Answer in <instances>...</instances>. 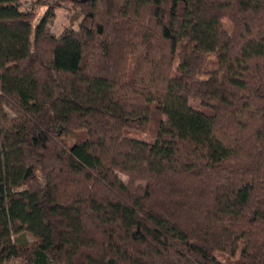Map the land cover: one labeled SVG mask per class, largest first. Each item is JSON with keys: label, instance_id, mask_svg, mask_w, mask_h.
Returning <instances> with one entry per match:
<instances>
[{"label": "trees", "instance_id": "trees-1", "mask_svg": "<svg viewBox=\"0 0 264 264\" xmlns=\"http://www.w3.org/2000/svg\"><path fill=\"white\" fill-rule=\"evenodd\" d=\"M219 254L264 264V0H0V264Z\"/></svg>", "mask_w": 264, "mask_h": 264}, {"label": "rangeland", "instance_id": "rangeland-1", "mask_svg": "<svg viewBox=\"0 0 264 264\" xmlns=\"http://www.w3.org/2000/svg\"><path fill=\"white\" fill-rule=\"evenodd\" d=\"M36 0H21V5L23 10L30 9L32 5L34 4ZM47 9V6H40L38 5L36 7L37 16L34 21V24L38 23V21L42 18L45 11ZM56 16L53 19V21L49 25V30L51 33L60 36L64 30L70 27L77 28L78 21H73V14L74 11L72 10V4L69 1L63 2V7L57 8L55 10ZM196 105V103H193ZM25 238L28 241H34L33 237L30 234H25ZM218 258L224 263V264H232V260L228 258L226 255L219 254ZM8 264H18L15 262H10Z\"/></svg>", "mask_w": 264, "mask_h": 264}, {"label": "water", "instance_id": "water-1", "mask_svg": "<svg viewBox=\"0 0 264 264\" xmlns=\"http://www.w3.org/2000/svg\"><path fill=\"white\" fill-rule=\"evenodd\" d=\"M81 1H87V0H81Z\"/></svg>", "mask_w": 264, "mask_h": 264}]
</instances>
